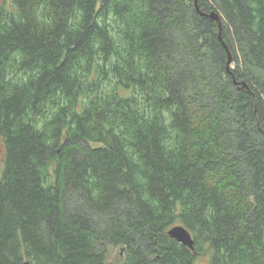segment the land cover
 <instances>
[{"label":"trees","instance_id":"16d2710c","mask_svg":"<svg viewBox=\"0 0 264 264\" xmlns=\"http://www.w3.org/2000/svg\"><path fill=\"white\" fill-rule=\"evenodd\" d=\"M198 2L230 69L194 0H0V264H264V0Z\"/></svg>","mask_w":264,"mask_h":264},{"label":"water","instance_id":"95a60500","mask_svg":"<svg viewBox=\"0 0 264 264\" xmlns=\"http://www.w3.org/2000/svg\"><path fill=\"white\" fill-rule=\"evenodd\" d=\"M194 5H195L197 12L201 16L208 17L217 23L219 39L222 41V44L224 45V47L227 50L228 55H229L228 67L230 69V64L232 61V53H231L229 47L224 42L223 37H222V27H223L222 16L220 15V13H218L216 11H212L211 13L202 12L200 10V5L198 3V0H194ZM240 84L243 86L247 85L246 82H241ZM168 235L171 239H174V240L182 243L183 245H185L191 249H194V239L192 238V235L190 234V232L188 230H186L184 227H182L180 225L174 226V227L169 229ZM25 264H31V263L29 261H26Z\"/></svg>","mask_w":264,"mask_h":264},{"label":"rangeland","instance_id":"374dc122","mask_svg":"<svg viewBox=\"0 0 264 264\" xmlns=\"http://www.w3.org/2000/svg\"><path fill=\"white\" fill-rule=\"evenodd\" d=\"M92 146L97 147L98 144H92ZM4 159H5V148H4L3 142L0 138V164L1 165L4 162ZM104 248H105V256H106V264H123L124 263L125 255H124V249L122 247L113 246L112 244H110L109 242L106 241ZM209 259H210L209 256L201 257V259L198 261V263L199 264H208Z\"/></svg>","mask_w":264,"mask_h":264},{"label":"bare ground","instance_id":"6f19581e","mask_svg":"<svg viewBox=\"0 0 264 264\" xmlns=\"http://www.w3.org/2000/svg\"><path fill=\"white\" fill-rule=\"evenodd\" d=\"M181 226V225H180ZM182 227H184V226H182ZM186 230H188L186 227H184ZM189 231V230H188Z\"/></svg>","mask_w":264,"mask_h":264}]
</instances>
